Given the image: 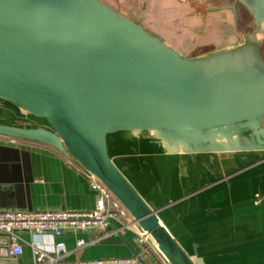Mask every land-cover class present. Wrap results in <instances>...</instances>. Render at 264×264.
Masks as SVG:
<instances>
[{"label": "water", "instance_id": "water-1", "mask_svg": "<svg viewBox=\"0 0 264 264\" xmlns=\"http://www.w3.org/2000/svg\"><path fill=\"white\" fill-rule=\"evenodd\" d=\"M237 5L253 24L239 42L182 56L103 0H0V103L15 119L0 121V137L49 146L96 177L164 264H203L197 243L190 254L117 166L108 140L126 132L168 155L264 156V0L210 9L238 18ZM263 198L255 192L252 203Z\"/></svg>", "mask_w": 264, "mask_h": 264}, {"label": "crops", "instance_id": "crops-1", "mask_svg": "<svg viewBox=\"0 0 264 264\" xmlns=\"http://www.w3.org/2000/svg\"><path fill=\"white\" fill-rule=\"evenodd\" d=\"M210 8L215 13L228 10ZM232 17L238 24L233 13ZM240 18H244L242 13ZM196 21L190 18L188 24ZM218 49L220 46L185 56ZM108 148L139 193L159 208L161 220L181 245L193 254V243H197L196 253L203 264H264V198L259 205L252 203L255 192H264L261 152L168 155L145 137L126 132L111 135ZM94 206L95 192L75 161L46 145L0 137V209L90 210ZM112 225L118 228L115 232L93 242L91 231L45 232L38 237L21 231L22 252L5 260L34 264L30 245L34 240L47 252H53L55 242L62 241L66 250L63 261L138 255L141 247L134 227L119 220ZM78 238L89 243L77 249ZM149 262L162 264L158 259Z\"/></svg>", "mask_w": 264, "mask_h": 264}, {"label": "built area", "instance_id": "built-area-1", "mask_svg": "<svg viewBox=\"0 0 264 264\" xmlns=\"http://www.w3.org/2000/svg\"><path fill=\"white\" fill-rule=\"evenodd\" d=\"M14 141V140H12ZM86 173V172H85ZM89 186L95 192V206L90 210L72 209H0V236L7 239L6 246L11 255L22 252L19 232L27 231L38 237L45 232L58 234L67 230L83 232L91 231L95 235L90 242L107 237L118 228L112 225L119 220L123 225L133 226L136 242L145 245L162 263L147 241V234L134 224L127 210L120 201L94 176L86 173ZM112 226V228H110ZM89 242L82 238L76 240V248H83ZM40 241L31 242L34 252V264H139V255L89 261H63L66 253L64 243L57 241L53 252L39 248Z\"/></svg>", "mask_w": 264, "mask_h": 264}, {"label": "rangeland", "instance_id": "rangeland-1", "mask_svg": "<svg viewBox=\"0 0 264 264\" xmlns=\"http://www.w3.org/2000/svg\"><path fill=\"white\" fill-rule=\"evenodd\" d=\"M103 1L171 44L182 56L192 52V54H196L209 51L217 46L223 48L234 45L240 41L241 33L248 30V25H253L244 9H237L238 18L236 21L238 24L234 21L231 10L215 13L207 9L213 6H222L223 4L219 3L220 0H194V5L189 0ZM240 13L244 18H240ZM198 14L200 15L198 16ZM190 18L197 19V21L193 25H189ZM231 36L234 38L233 41L229 38ZM195 44L198 45L197 49ZM263 48L264 46L262 51H264ZM0 109V121L6 123L15 121L11 117L13 116L11 113L14 111L8 105L0 103ZM15 116L19 115L15 113ZM23 118L30 119L33 124L38 123L37 119L30 116Z\"/></svg>", "mask_w": 264, "mask_h": 264}, {"label": "trees", "instance_id": "trees-1", "mask_svg": "<svg viewBox=\"0 0 264 264\" xmlns=\"http://www.w3.org/2000/svg\"><path fill=\"white\" fill-rule=\"evenodd\" d=\"M191 3L193 2V3H195V1L194 0H189ZM232 0H225L224 2H226V3H228V2H231ZM224 2H220L219 1V3H221V4H223ZM220 4V5H221ZM194 5V4H193ZM237 9L238 10H243V8L241 7V6H239V5H237ZM228 10H230V9H228ZM197 11V10H196ZM232 12V11H231ZM263 50H264V48H263ZM263 52V55H264V51H262ZM141 247V251L139 252V256H141V257H143L146 261H152L153 259L155 260V259H157V258H155V256H154V254L145 246V245H142V246H140Z\"/></svg>", "mask_w": 264, "mask_h": 264}, {"label": "flooded vegetation", "instance_id": "flooded-vegetation-1", "mask_svg": "<svg viewBox=\"0 0 264 264\" xmlns=\"http://www.w3.org/2000/svg\"><path fill=\"white\" fill-rule=\"evenodd\" d=\"M220 1H221V2H224L225 0H220ZM231 2H232V1H231ZM231 2H230V3H231Z\"/></svg>", "mask_w": 264, "mask_h": 264}]
</instances>
